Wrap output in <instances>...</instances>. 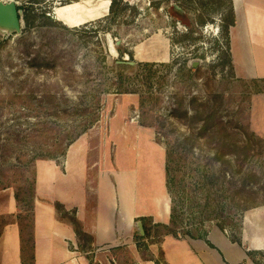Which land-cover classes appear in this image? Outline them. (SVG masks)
<instances>
[{
  "label": "rangeland",
  "instance_id": "1",
  "mask_svg": "<svg viewBox=\"0 0 264 264\" xmlns=\"http://www.w3.org/2000/svg\"><path fill=\"white\" fill-rule=\"evenodd\" d=\"M14 1L23 11L24 29L0 28V213L17 192L27 208L37 161L59 162L108 105L131 95L139 100L132 113L154 127L166 158L168 151L174 153L166 179L176 221L164 228L141 220L147 231L137 232L135 241L143 257L170 229L180 237L204 236L220 226L236 240L243 217L264 209V139L251 125L252 99L264 101L257 96L264 93L254 90L264 89V83L253 85L235 73L223 28L229 0H117V14L110 12L114 0L109 5L104 0ZM107 5L106 17L74 27L73 10L79 6L86 22L106 14ZM204 13L207 20L200 25ZM123 65L128 78L121 80ZM214 110L209 127L215 134L201 135V117ZM59 214L78 230L81 248L89 250L93 240L76 214ZM12 220L0 216V234ZM113 257L137 264L129 245ZM256 259L264 264V254Z\"/></svg>",
  "mask_w": 264,
  "mask_h": 264
},
{
  "label": "crops",
  "instance_id": "2",
  "mask_svg": "<svg viewBox=\"0 0 264 264\" xmlns=\"http://www.w3.org/2000/svg\"><path fill=\"white\" fill-rule=\"evenodd\" d=\"M231 1L236 16L229 32L235 73L245 80L264 81V0ZM108 5L105 16L86 22L79 6L73 10L74 27L106 17ZM254 99L251 125L264 139V101ZM138 107L139 100L131 95L108 105L59 162L37 161L32 212L13 194L3 203L0 216L13 220L0 234V264H121L113 253L126 245L137 264H259L256 255L264 254V209L243 217L236 240L218 226L205 236L169 234L151 243L149 256L143 257L135 241L136 233H143L141 220L169 226L172 200L165 147L157 141L154 127L142 125L138 113H132ZM57 204L76 214L93 240L89 250L79 245L73 225L60 218ZM25 215L30 218L29 231Z\"/></svg>",
  "mask_w": 264,
  "mask_h": 264
},
{
  "label": "trees",
  "instance_id": "3",
  "mask_svg": "<svg viewBox=\"0 0 264 264\" xmlns=\"http://www.w3.org/2000/svg\"><path fill=\"white\" fill-rule=\"evenodd\" d=\"M177 3H179V1L180 0H175ZM119 3H118V1L117 0H114L113 2H112V5H111V9H110V12H111V14H117V12H118V9H117V5H118ZM176 9V8H175ZM228 11L226 12L227 14H225L226 16H224L225 17V20H224V30H225V32L228 34L229 32H230V29H231V27H233V26H235V23H236V16H235V12H234V9H233V6H232V1L231 0H229V5H228V9H227ZM206 20H207V18H206V14L204 13V14H201V15H199V17H198V23L200 24V25H202V24H205L206 23ZM129 56H131L130 54H129ZM141 67H146V68H149V69H152L153 67H154V65H152V64H142L141 65ZM128 67H127V65H123V70H121L119 73H118V78L119 79H124V78H128L127 76H126V70L125 69H127ZM191 71H194V69L193 70H191ZM122 82V81H121ZM251 83L253 84V85H257L258 83L260 84V83H264V81H259V80H252L251 81ZM258 86V85H257ZM255 93L256 94H262V93H264V89H260V88H256L255 90ZM123 94H127V93H137V92H133V91H128V90H125V91H123L122 92ZM209 105L208 106H206L205 108H206V110H208L209 109ZM205 116H202L201 118L202 119H204L205 120V126L203 125V127L200 129V134L201 135H205L206 136V134L207 133H210L211 132V136L212 135H214L215 134V132L214 131H210V127H209V125H210V123L211 122H213L214 120H215V118H216V115H217V112L214 110L213 112H211V114L210 115H207L206 113L204 114ZM207 115V116H206ZM223 127V126H222ZM86 132H88V130L86 131ZM210 135V134H209ZM204 136V137H205ZM214 137V136H213ZM221 143V147L222 148H225V147H227L228 146V144L226 145V144H224L223 142H220ZM223 145V146H222ZM217 146H219L220 147V144H219V142H218V145ZM220 150V149H219ZM174 153H172V152H170V151H168L167 152V166H166V171H167V178H168V176H170V173H171V160H172V155H173ZM219 157V154H217V156H215L214 157V159H217ZM208 177V176H207ZM204 179H207V178H203V180H202V182L204 181ZM168 184V183H167ZM34 186H35V177H34V183H33V194H32V196H31V200H30V202H29V204L27 205V208H28V210L30 211V212H32V210H33V199H34V197H35V193H34ZM16 198H17V200H18V202L20 203L21 201L20 200H23V199H21V194L19 193V192H17V195H16ZM56 208H57V211L60 213L61 211H65V209L63 208V206H61L60 204H57L56 205ZM175 209L174 208H172V221H171V223L172 224H174L175 223V221H176V218H175ZM77 222H79L78 220H76ZM143 221H146V222H149L150 224H152V220L151 219H144ZM156 226H161V227H164V228H168L169 226H165V225H156ZM219 228L221 229V230H223V228L222 227H220L219 226ZM76 230V229H75ZM142 230H143V233H145L146 231H147V229H146V227H145V225L142 227ZM77 234H79V232H78V230H77ZM169 234H173V235H175V233L170 229L167 233H165L164 235H169ZM187 235H190V233H187ZM192 235V234H191ZM176 236V235H175ZM205 236V235H204Z\"/></svg>",
  "mask_w": 264,
  "mask_h": 264
},
{
  "label": "water",
  "instance_id": "4",
  "mask_svg": "<svg viewBox=\"0 0 264 264\" xmlns=\"http://www.w3.org/2000/svg\"><path fill=\"white\" fill-rule=\"evenodd\" d=\"M0 28L17 33L24 29L23 11L16 1L0 0Z\"/></svg>",
  "mask_w": 264,
  "mask_h": 264
},
{
  "label": "built area",
  "instance_id": "5",
  "mask_svg": "<svg viewBox=\"0 0 264 264\" xmlns=\"http://www.w3.org/2000/svg\"><path fill=\"white\" fill-rule=\"evenodd\" d=\"M178 28H181L180 24L178 23Z\"/></svg>",
  "mask_w": 264,
  "mask_h": 264
},
{
  "label": "bare ground",
  "instance_id": "6",
  "mask_svg": "<svg viewBox=\"0 0 264 264\" xmlns=\"http://www.w3.org/2000/svg\"><path fill=\"white\" fill-rule=\"evenodd\" d=\"M59 19V18H58Z\"/></svg>",
  "mask_w": 264,
  "mask_h": 264
}]
</instances>
